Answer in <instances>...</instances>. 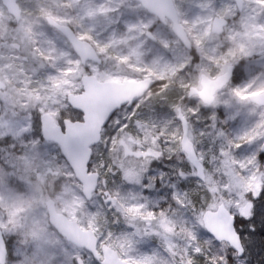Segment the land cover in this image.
<instances>
[{
	"label": "snow or ice",
	"instance_id": "1",
	"mask_svg": "<svg viewBox=\"0 0 264 264\" xmlns=\"http://www.w3.org/2000/svg\"><path fill=\"white\" fill-rule=\"evenodd\" d=\"M138 7L150 12L148 22L127 24L126 34L119 41L113 36L102 45L88 33L78 37L68 33L74 44L86 41L90 48L94 45L90 57L81 58L78 44L75 56L58 52L52 41H47L45 48L36 38L43 33H35L31 26L23 29L40 67L47 64L58 74L34 84L23 74L20 83L25 87L20 91H26L28 98L17 102L23 110V122L9 119L0 123V138H23L32 129L31 113L38 112L45 142L57 146L65 162L54 165L52 160L44 159L37 141L15 157L12 173L0 170V264H252L249 251L257 248L264 253V164L260 163L264 159L260 155L264 153V118L250 132L227 139L210 161L201 152L200 173L191 168L188 172L183 168L177 171L178 180L187 182V190L174 193L175 209L155 211L152 202L139 193L124 194L110 187L117 176L122 183L143 187L153 160L164 158L166 153L169 160L179 155L185 164L195 163L190 160L193 144L184 139L181 150L177 132L181 126L195 131L193 118L203 108H219L225 92L236 104L264 110V71L251 76L243 86H234L237 77L243 79L252 71L245 61L257 49L264 57V0H248L246 5L227 0L219 9L214 0H201L196 4L201 14L193 20L175 0H154L151 4L141 0ZM117 10L101 5L86 16ZM40 15L57 30L68 32L64 25L71 20L57 18L44 9ZM219 17L223 18L222 34L227 43L217 51L212 47V26L216 25L219 34ZM159 25L172 32L177 47L158 40L153 28L158 30ZM13 27L15 30L17 26ZM140 36L160 43L172 59L164 61L160 71L137 68L144 73L138 79L146 82L145 91L120 103L100 101L103 108L98 110L93 103L97 82L107 84L115 75L101 69L99 56H108L114 44ZM60 56L65 60L60 61ZM185 73L190 74L189 79H185ZM174 79L180 81L175 99L189 100L192 106L182 109L175 102L168 104L166 110L173 112L175 126L169 142L168 129L162 130L143 112L148 101L169 99ZM12 115L20 113L13 111ZM209 119H217L215 111ZM146 128L155 129L149 150L133 149V156L139 157L134 164L120 159L118 145L126 137L144 135ZM199 135L206 133L201 131ZM224 135L218 133L219 137ZM253 143L255 151L238 159L233 149L238 152L245 144ZM229 161L231 167H224ZM204 172L208 173L207 181ZM60 173L61 179L52 190L45 184L36 194L37 180L43 183L46 177ZM17 179L19 183L14 182ZM149 180L151 187L155 178ZM193 184L195 199L189 195V185ZM177 216L179 220L170 218ZM118 224L126 225L127 230L114 231L112 225ZM253 224L256 227L248 231ZM149 240L157 241L158 247L144 253L139 245Z\"/></svg>",
	"mask_w": 264,
	"mask_h": 264
},
{
	"label": "rangeland",
	"instance_id": "2",
	"mask_svg": "<svg viewBox=\"0 0 264 264\" xmlns=\"http://www.w3.org/2000/svg\"><path fill=\"white\" fill-rule=\"evenodd\" d=\"M199 2H201V0H175V4L187 14L189 20H193L201 14V10L196 7V4ZM226 2L227 0H214L217 9ZM247 3L248 0H244V5ZM18 4L22 11V20L20 23H16L15 19L8 13L0 0V81L7 87L5 91H0V123L9 119H13L14 122H23V110L17 103L22 99L26 101L28 98L26 91H20L25 87L24 84L20 83V81L24 79L23 74L31 77L33 84L35 81L41 79L46 80L49 75L56 76L58 74L55 68L47 64L45 67L41 68L37 59L33 58L31 54L32 45L24 33V28L31 26L35 33H43V35H38L36 37L41 42V46L47 48V41H52L58 52L70 53L75 56L67 40L50 27L41 17V9L52 13L57 18L71 20V23H66L65 25L71 27L77 33V36L82 33H88L95 41L102 45L108 43L113 36L119 41L120 38L126 34L127 24L137 23L139 21L147 23L150 16L145 9L138 7V5H140L139 3L133 2L132 0H18ZM66 4L72 6L65 7L64 5ZM101 5L118 10L111 11L107 14H97L91 18L86 16L88 11H95ZM209 18H211L210 15ZM229 22L231 23V20ZM13 26H17L15 30ZM200 27L206 26H197V28ZM153 30L156 32L158 40H167L172 42L173 48L177 47L174 43L176 37L167 27L159 25L157 30L156 26H154ZM212 36L214 37L212 40L213 48L219 51L225 47L227 41L223 35L219 36L217 34H212ZM13 45L17 47L13 48ZM111 57H125L127 59L125 61H117ZM100 59L102 61L100 65L101 69L103 70L106 68L110 73L115 74L108 82L123 83L128 80L141 81L138 77L143 76L144 73L138 71L137 68L143 69L144 67H151L155 68L157 71L163 70L164 61L171 60L172 55L170 52L165 51L157 41L154 42L151 39L140 36L137 39H129L125 43L114 44L113 48L109 50V55L100 56ZM59 60L64 61L65 57L60 56ZM245 64L252 71L248 75L245 74L243 79L240 78V83H234V86H243L247 83V78L250 79L251 76H257L260 72L264 71V57L259 55L258 49L252 57L245 61ZM58 66L63 69L62 63L58 64ZM5 98H7V103L5 102ZM145 99L147 100V97ZM221 101L222 103L219 108L214 110L203 108L199 115L193 118L192 124L194 125L195 131H193L192 127H189L190 140L194 143L199 159H201V152H203L207 156L208 161H210L212 156L218 155L219 148L222 144L226 143L227 139L234 140L244 135V130L242 129L251 128L252 130L261 119L264 118V116H262L264 110L258 109L253 105L242 106L236 104L226 92L221 96ZM223 102H227L228 106L225 107ZM152 104V100L145 104L144 112H147V117H150L151 111H153ZM13 105L16 106L13 108ZM164 106L165 105H161L162 108H164ZM191 106L190 103L188 107ZM13 111L20 113V115L13 117ZM212 111H215L217 114V119L215 121L209 119ZM171 113L174 115L170 110V116L168 115L170 122L161 121L158 123L162 130L168 129L169 142L172 140V132L175 131ZM38 117V112L33 111L31 113L32 129L29 133H26L23 138L19 140L10 136L6 139L0 138V158L3 160V166L0 167V170L12 173L14 170L13 165L15 157L22 155L27 147H31L32 143L37 141L39 142L38 149L44 159L52 160L54 165L63 164L65 162L64 156L57 146L45 142L33 135ZM235 123L236 129L232 126ZM161 124H164L165 128H163ZM247 129H245L247 132L251 131ZM143 131L144 135L139 138L134 136L126 137L127 140L133 141L132 143L123 140V142L118 145L120 159L131 160L134 164L135 160L139 159V157L133 156V149L136 151H140L141 149L144 151L149 150L151 146L150 141L152 139L150 134H152V132L150 128H146ZM201 131L206 133V135L201 137L199 135ZM221 131L225 134L224 137L218 136V133ZM147 133H149V137ZM135 139H141L142 142L136 141ZM255 148L256 143L251 145L245 144L244 150L236 152V150L233 149V152L238 159H244L255 151ZM153 150H155L154 147ZM54 157H56L57 160H55ZM174 157L172 160H169L166 153L165 161L162 159L153 160L143 187L122 183L118 176L113 177V182L110 187L120 190L124 194L139 193L152 202L155 211L167 210L170 207L175 209V202L172 199L174 193L180 192L183 194V192L187 190V187H185L187 182L178 180L177 171L181 168H183L185 172H188L189 168L193 171H195V169L190 163L188 165L185 164L178 156ZM223 166L230 168L231 162L229 161ZM205 174V180L207 181L208 173L205 172ZM61 176L62 173L48 176L43 183L37 180L35 182L36 194H39L40 189L44 187L45 184L49 191L52 190L53 186L61 179ZM161 176L165 177L163 181L160 179ZM149 177L155 178V182L151 187L148 186L150 183ZM14 182L19 183V180L17 179ZM189 189H191L189 195L195 199V185H189ZM200 194H203L202 190ZM35 207L36 204L34 202L33 209ZM197 207H199V205H197ZM170 218L176 220L180 219L178 216ZM184 219H190V216H185ZM188 226L191 227V224ZM112 229L121 232L126 231L127 226L123 224L112 225ZM201 239H203V237ZM176 242L182 244L180 240ZM157 247L158 242L155 240L145 241L139 245L140 250L144 253H149Z\"/></svg>",
	"mask_w": 264,
	"mask_h": 264
},
{
	"label": "water",
	"instance_id": "3",
	"mask_svg": "<svg viewBox=\"0 0 264 264\" xmlns=\"http://www.w3.org/2000/svg\"><path fill=\"white\" fill-rule=\"evenodd\" d=\"M1 1L4 7L7 9L8 13L15 19L17 23H20L22 20V11L18 4V0H1ZM132 1L141 4V0H132ZM147 3L148 4L154 3V0H147ZM237 3L244 5V0H237ZM148 13L150 14V12ZM219 19L221 21L220 33L219 34L217 33L215 24H213L212 26V31L213 33L221 36L223 35L222 33L224 31L223 18L219 17ZM51 27L54 28L53 26ZM64 27L68 30V32L60 31V30H57L56 28L54 29L60 32L68 40L69 44L72 46L73 51L76 55H77V44H78L79 45L78 51L81 54V58L90 57L92 48H94V46L92 45V47L90 48L89 42H86V41H78L77 44H74L72 39L69 37L68 33H71L73 37H78L76 32L69 26L64 25ZM99 64L100 65L102 64L100 56H99ZM97 84H98L97 97L95 101H93V103H95L97 109L100 111H102V108H103L100 101L120 103L126 100H131L137 96H140L145 91V88H146V82H143V81L137 82V81L128 80L123 83L107 82V84H104L103 82L98 81ZM5 89H6V85L0 81V91H5ZM42 135H43V132H42ZM184 139H188L193 144V155L190 158V160L195 163H190V164L193 166L196 173H200L201 171L200 166H199L200 159L197 155L194 143L190 140L189 128L185 129L182 126L181 149H182V142ZM202 175L204 176V178L206 177L205 172ZM57 219L59 220V217H57Z\"/></svg>",
	"mask_w": 264,
	"mask_h": 264
},
{
	"label": "trees",
	"instance_id": "4",
	"mask_svg": "<svg viewBox=\"0 0 264 264\" xmlns=\"http://www.w3.org/2000/svg\"><path fill=\"white\" fill-rule=\"evenodd\" d=\"M189 78H190V74L185 73V79H189ZM239 79H240V78L237 77V79L235 80V83H237V84L240 83L241 79H240V80H239ZM247 79H249V78H247ZM171 88L173 89V92H170V93H169V99H167V100L153 99V100H152V102H153V104H152V110H153V111H151V115H150V117H148V118L153 119L157 124H158L159 122H161V121L170 122V118L168 117V115L170 116V110H166L167 107H168V104H169V103H173V102H175L176 104H178V105H179L180 107H182L183 109H185L186 107H188V106L190 105V101H189V100H185V101L181 102V101L175 99V93H178V92L180 91V81H179V80H175V79H174L173 82H172V84H171ZM157 90H158V89H157ZM161 105H165L164 108H162ZM156 106H157V107H156ZM154 107H156V108H154ZM154 112H155V116H154ZM143 113H144V114H143L144 117H147V115H148L147 112H146V113L143 112ZM171 115H172V113H171ZM172 119H173V115H172ZM172 119H171V122H172ZM161 126H162L163 128H165L164 124H161ZM232 126L234 127V129L237 128V127H236V123H235L234 125H232ZM230 127H231V126H230ZM233 127H231V128H233ZM245 129H247V128H245ZM245 129H242V130H244V131H243V134H244L245 132H247ZM247 130H251V128H249V129H247ZM150 131L153 133V132L155 131V129L150 128ZM248 132H250V131H248ZM33 135L43 140L42 129H41V123H40V121H39V117H38V122H37L36 125H35ZM147 135H148V137H149L150 135L152 136V134L149 135V133H147ZM142 136H143V135H142ZM181 136H182V131H181V127H180V129H179V131H178V137H177V140H178V143L180 144V147H181ZM135 140H136V141H139V142H142L141 139H135ZM124 141H126V142H130V143L133 142V141H131V140H127V138L124 139ZM150 143H151V141H150ZM247 145H248V144H247ZM244 148H245V145H244V147H243L242 149H240L238 152H241L242 150H244ZM100 150L103 151V148L101 147ZM236 152H237V151H236ZM260 155H261V156H264V154H262V153H261ZM177 156H178V158L182 159L179 155H177ZM174 159H175V157H174ZM171 160H172V159H171ZM175 160H176V159H175ZM2 161H3V160L0 158V167L3 166V162H2ZM260 163H261V164H264V159H261V160H260ZM110 186H111V183H110ZM240 227H241V230L244 231L245 226H244L243 223L240 225ZM253 227H256V225H255V224L250 225V226L248 227V231H251V229H252ZM245 234L247 235V233H245ZM203 239H204V238H203ZM248 259L251 260L252 264H264V253H260L259 249H257V248H253V249H252L251 251H249V253H248Z\"/></svg>",
	"mask_w": 264,
	"mask_h": 264
},
{
	"label": "flooded vegetation",
	"instance_id": "5",
	"mask_svg": "<svg viewBox=\"0 0 264 264\" xmlns=\"http://www.w3.org/2000/svg\"><path fill=\"white\" fill-rule=\"evenodd\" d=\"M140 4V3H139ZM143 8V7H142ZM144 9V8H143ZM148 13V12H147ZM149 14V13H148ZM47 23V22H46ZM48 24V23H47ZM51 27V26H50ZM54 29V28H53ZM54 30H56V29H54ZM57 31V30H56ZM58 32V31H57ZM58 33H60V32H58ZM61 34V33H60ZM77 34V33H76ZM212 34H215V33H213V31H212ZM62 35V34H61ZM63 36V35H62ZM64 37V36H63ZM65 38V37H64ZM66 39V38H65ZM67 40V39H66ZM153 41V40H152ZM67 42H68V40H67ZM154 42H156V41H154ZM69 43V42H68ZM71 46V45H70ZM72 47V46H71ZM73 49V48H72ZM194 50V49H193ZM74 52V51H73ZM76 55V54H75ZM234 83H235V81H234ZM235 84H237V83H235ZM182 108V107H181ZM183 109V108H182ZM162 160L163 161H165L166 160V158L164 157V158H162Z\"/></svg>",
	"mask_w": 264,
	"mask_h": 264
}]
</instances>
